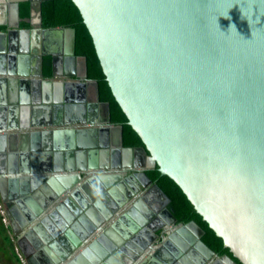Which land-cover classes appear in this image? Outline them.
Segmentation results:
<instances>
[{
	"label": "water",
	"instance_id": "95a60500",
	"mask_svg": "<svg viewBox=\"0 0 264 264\" xmlns=\"http://www.w3.org/2000/svg\"><path fill=\"white\" fill-rule=\"evenodd\" d=\"M46 1L8 2L0 42V196L28 264H240L212 250L196 221L177 225L170 197L148 174L156 166L225 247L245 264H264V0H73L146 148L125 146L110 103L82 98L88 58L77 54L76 28L44 26ZM23 3L25 22L45 36L17 56L5 35L19 31ZM40 94L48 108L35 120L31 99ZM140 154L149 167L113 175L134 170ZM154 193L167 201L160 219Z\"/></svg>",
	"mask_w": 264,
	"mask_h": 264
},
{
	"label": "trees",
	"instance_id": "16d2710c",
	"mask_svg": "<svg viewBox=\"0 0 264 264\" xmlns=\"http://www.w3.org/2000/svg\"><path fill=\"white\" fill-rule=\"evenodd\" d=\"M21 16L23 19H27L30 16L29 3H23L21 5ZM24 26L29 27V24L25 23ZM44 26L46 28L72 27L77 29V54L88 58L89 76L91 79H95L99 82L101 101L110 103L113 123L123 125L125 146L146 148V144L141 135L129 123V117L117 101L107 81L106 74L97 54L94 39L84 21L80 8L75 2L73 0L46 1L44 3ZM48 75H50V73ZM149 175L170 197L172 201V212L179 222L186 224L191 221H196L206 231L203 241L212 250H215L219 255H228L240 264H245L234 255L230 248L224 246L223 239L216 234L209 226V223L203 219V216L196 211L183 189L171 177L161 175L158 166L151 170ZM1 223V232L3 234L7 229L4 227L3 219ZM5 241L10 242V248L12 247L13 250H15V245L10 236L6 235Z\"/></svg>",
	"mask_w": 264,
	"mask_h": 264
},
{
	"label": "flooded vegetation",
	"instance_id": "af4514ba",
	"mask_svg": "<svg viewBox=\"0 0 264 264\" xmlns=\"http://www.w3.org/2000/svg\"><path fill=\"white\" fill-rule=\"evenodd\" d=\"M65 28H67V27H65ZM17 31H15V32H13V34L10 36V35H8L7 34V41H9V43L11 42L12 43V37H13V35H15V33H16ZM6 36V35H5ZM40 36V38L41 39H43L44 38V36H45V33L43 32L41 35H39ZM1 42V41H0ZM35 51H38V52H40V53H38V54H42L41 53V47H35ZM42 51H43V49H42ZM78 56L79 57H83V55H79L78 54ZM47 59V58H46ZM12 64H14L13 62H9V64H8V67H10ZM16 65V67L17 68H19V65H17V64H15ZM35 65H37L36 63H35ZM32 67H33V65H32ZM33 71V70H32ZM44 73H45V78H51V73H52V64L48 61V59L45 61V63H44ZM50 73V75H48ZM59 79V78H58ZM62 79V78H61ZM89 79H90V81H93V80H95V79H91L90 78V76H89ZM46 80H51V79H46ZM63 80H65V81H67L66 80V78H63ZM88 81V80H87ZM49 82V81H48ZM95 82V81H94ZM97 86V88H96V94L95 95H89V93H87L86 95H84L82 98L83 99H85V97L88 99V101L89 102H100V103H108V102H103V101H101V99H100V86H99V82H98V84H96ZM19 86H20V88H22V85H18L17 87H13V93L15 94V95H17V97L16 98H18V88H19ZM27 87H29L30 89H33L36 85L35 84H29V85H26ZM9 90V94H10V89H8ZM84 90V89H83ZM45 99H47V97L45 96V95H43V94H40V95H38V96H36V97H34V98H32L31 100H32V103L34 104V103H39L40 102V100L42 101V102H45L46 100ZM76 101V104H79V101L78 100H75ZM85 104H86V102L84 101L83 103L81 102V106H85ZM90 105V104H89ZM5 107H9V106H5ZM1 108V107H0ZM0 111H4V109H0ZM112 111V110H111ZM81 115H83V114H81ZM85 116H87V113L85 112V115L83 116L84 118H85ZM19 125H22V123L20 122L19 123ZM116 125H118V124H116ZM118 126H123V125H118ZM88 136L87 135H84L83 136V139H82V141L84 140L85 142H88ZM124 139H125V136H124ZM124 142H125V140H124ZM111 145H113V142L111 141ZM115 146H111V149H113ZM135 148V147H134ZM138 148H143V147H138ZM8 154V153H7ZM137 159V158H136ZM147 163H148V158L145 156V155H143V154H140V156H139V158L137 159V161H136V164H138L136 167H135V169L134 170H130V168H123V169H121V170H113L114 172H117V173H114V172H112L113 173V175H119V174H122V175H124L125 177H127V176H129V175H131V174H135V172H137V171H141L140 169H139V165H141V166H143V165H145V166H147V167H149V165H147ZM155 169V168H154ZM151 170H153V169H151ZM150 170V171H151ZM150 171H148V174H149V172ZM98 173L97 172H91L90 174H88V179L91 181V184H92V186H94V185H96L95 183H97L98 182V180H96L97 178H98ZM93 180H96V181H93ZM95 188H96V186H95ZM158 198L159 197H156V195H155V193L152 195V202H153V205H154V207L153 206H150L151 208H152V211L154 210V213L156 214V219H160V212H159V210H160V208H162L163 206H165L166 204H167V201L165 200V199H160V200H158ZM171 203H172V201H171ZM171 203L169 204V205H167L166 207L170 210V211H172V208H171ZM6 206V209H7V205H5ZM162 212V211H161ZM161 222V221H160ZM160 222H155V224L153 225V226H160ZM167 222V221H166ZM165 222V223H166ZM179 224H184V223H181V222H177V225H179ZM186 224H188V223H186ZM167 226V225H166ZM12 227V226H11ZM2 229V228H1ZM13 235H14V232H13ZM163 239H165V237L166 236H161ZM94 238V237H93ZM204 238V237H203ZM15 239V235H14V237H13V239H12V241ZM86 239V238H85ZM85 239H84V241H85ZM147 239H149V241L151 242V243H154L156 246L159 244V243H161V240H156V239H154L153 238V236H151V233L149 234V238H147ZM90 244H91V241H90ZM85 247V246H84ZM81 249V248H80ZM79 249V250H80ZM149 248H146L145 250H148ZM154 249H156V247H154ZM79 250H76V251H73V253H72V255L69 257V258H67L68 260H70V261H72V260H74L76 257H77V255H75ZM80 252H82L83 253V248L80 250ZM97 255H99V254H96L95 256H97ZM219 255V254H218ZM220 256H223V255H220ZM78 258H79V255H78ZM109 258V257H108ZM190 258V256H188V258L187 259H189ZM87 260H88V262H89V264H90V262H91V258L90 259H88L87 258ZM189 260H191V259H189ZM142 262L143 261H138V263L137 264H142ZM91 264H94V263H91ZM123 264H127V262H123Z\"/></svg>",
	"mask_w": 264,
	"mask_h": 264
},
{
	"label": "crops",
	"instance_id": "0c3cea01",
	"mask_svg": "<svg viewBox=\"0 0 264 264\" xmlns=\"http://www.w3.org/2000/svg\"><path fill=\"white\" fill-rule=\"evenodd\" d=\"M10 1H15V0H0V5L1 6H4L1 8L0 6V41L2 42L3 40V37H2V34H4V31L6 30V28L8 27V22H9V13L7 11V4L8 2ZM28 19V18H27ZM27 19H22L20 22H21V26L19 28V31H17L15 33V35H13L12 37V43L14 45L15 48H17L19 50L18 53H16V55L20 56L22 54H25L26 53V48L30 49V50H33V46L37 43V42H42L41 41V38L39 35L41 34H38L36 32H34L33 30V27L32 25H30L29 23L25 22V20ZM29 24V27H26L24 26V24ZM5 40H7V37L5 36ZM34 44V45H33ZM42 47V46H41ZM20 61V60H19ZM18 61L14 62V64H17L19 65V63H17ZM52 82H62L63 85L65 83V81L63 79H56V80H53ZM77 83H84L83 80H79L77 79L76 80ZM9 86L10 85H7L8 89H9ZM96 83L94 81H87V83L85 84V88H83V93L85 92V94L89 93V95H95L96 94ZM48 91H49V85L46 86ZM41 89V87H40ZM20 90V86L18 88V92ZM61 90V89H60ZM59 90V91H60ZM66 90H67V87H63L62 91L65 92V95L63 96V98H66ZM73 90L74 92L77 91V92H81L78 87H76V89H71ZM17 92V93H18ZM81 96H78L76 97V100H79ZM73 99V98H72ZM45 104L46 102H42L40 100L39 103H34L33 107H36L35 110H33V115L35 117V120L36 119H40L41 120V117L43 118L46 114V111H44L43 107H45ZM53 105H55V102L52 103ZM45 108H48V107H45ZM102 113H101V116H100V119H103V117H106V113H107V108L106 106H103L102 107ZM47 110V109H46ZM1 112V111H0ZM3 113V112H2ZM51 118L53 119V116H51ZM51 121L47 122V123H50ZM53 123V122H52ZM52 127H54L53 125L51 126V129ZM48 127L46 126H40V127H32V129L34 130H39V129H47ZM31 129V130H32ZM20 131H17L19 133H24V132H28L30 131V129H19Z\"/></svg>",
	"mask_w": 264,
	"mask_h": 264
},
{
	"label": "rangeland",
	"instance_id": "374dc122",
	"mask_svg": "<svg viewBox=\"0 0 264 264\" xmlns=\"http://www.w3.org/2000/svg\"><path fill=\"white\" fill-rule=\"evenodd\" d=\"M2 203L5 206L4 202H2ZM5 209H6V206H5ZM2 216H3V212H2V209L0 208V264H24V263H22L21 259L19 258L18 252L16 250L17 247L19 248L17 241L13 240V244L15 245V250H13L12 247L10 248V246H11L10 242L5 241L6 235L10 236L11 239H13L14 235H13V229L11 227V224L8 228L4 224V227L7 229V231L2 234V232H1Z\"/></svg>",
	"mask_w": 264,
	"mask_h": 264
},
{
	"label": "built area",
	"instance_id": "2783aa9c",
	"mask_svg": "<svg viewBox=\"0 0 264 264\" xmlns=\"http://www.w3.org/2000/svg\"><path fill=\"white\" fill-rule=\"evenodd\" d=\"M0 208L2 209V212H3V222L8 228L11 223H10L9 218L7 217V213L5 211V206L3 205L2 201H1V197H0ZM16 250L18 252L19 258L21 259L22 263L28 264L27 258L24 255V253L22 252V250H20V248H18V247Z\"/></svg>",
	"mask_w": 264,
	"mask_h": 264
},
{
	"label": "clouds",
	"instance_id": "9594fccd",
	"mask_svg": "<svg viewBox=\"0 0 264 264\" xmlns=\"http://www.w3.org/2000/svg\"><path fill=\"white\" fill-rule=\"evenodd\" d=\"M1 197V196H0ZM2 201V200H1ZM2 219H3V216H2Z\"/></svg>",
	"mask_w": 264,
	"mask_h": 264
},
{
	"label": "bare ground",
	"instance_id": "6f19581e",
	"mask_svg": "<svg viewBox=\"0 0 264 264\" xmlns=\"http://www.w3.org/2000/svg\"><path fill=\"white\" fill-rule=\"evenodd\" d=\"M15 1H18V0H15Z\"/></svg>",
	"mask_w": 264,
	"mask_h": 264
}]
</instances>
